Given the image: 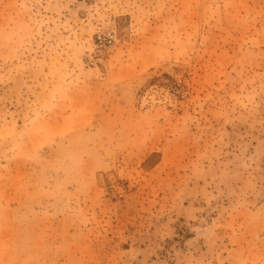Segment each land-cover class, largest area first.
Masks as SVG:
<instances>
[{
    "label": "rangeland",
    "instance_id": "1",
    "mask_svg": "<svg viewBox=\"0 0 264 264\" xmlns=\"http://www.w3.org/2000/svg\"><path fill=\"white\" fill-rule=\"evenodd\" d=\"M0 264H264V0H0Z\"/></svg>",
    "mask_w": 264,
    "mask_h": 264
}]
</instances>
